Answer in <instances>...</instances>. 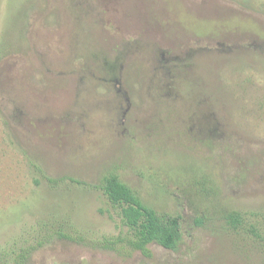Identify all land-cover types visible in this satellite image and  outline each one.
<instances>
[{
    "label": "rangeland",
    "instance_id": "obj_1",
    "mask_svg": "<svg viewBox=\"0 0 264 264\" xmlns=\"http://www.w3.org/2000/svg\"><path fill=\"white\" fill-rule=\"evenodd\" d=\"M109 172L177 250L108 248ZM0 264H264V0H0Z\"/></svg>",
    "mask_w": 264,
    "mask_h": 264
},
{
    "label": "trees",
    "instance_id": "obj_2",
    "mask_svg": "<svg viewBox=\"0 0 264 264\" xmlns=\"http://www.w3.org/2000/svg\"><path fill=\"white\" fill-rule=\"evenodd\" d=\"M99 186L113 207L120 209L123 224L129 228V235L131 234L130 237L127 235L116 240L105 238L108 248L119 251L126 248L150 254L149 245L158 243L167 249H178L183 238V218L180 214L158 210L146 204L116 172L107 173ZM228 218L235 228L242 222L239 212L230 213ZM60 235L73 239L68 233Z\"/></svg>",
    "mask_w": 264,
    "mask_h": 264
}]
</instances>
